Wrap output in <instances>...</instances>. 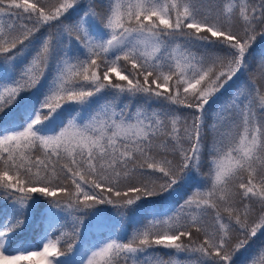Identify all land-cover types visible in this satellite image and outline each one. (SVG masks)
Segmentation results:
<instances>
[{"label": "snow or ice", "instance_id": "6c2138e0", "mask_svg": "<svg viewBox=\"0 0 264 264\" xmlns=\"http://www.w3.org/2000/svg\"><path fill=\"white\" fill-rule=\"evenodd\" d=\"M0 264H264V0H0Z\"/></svg>", "mask_w": 264, "mask_h": 264}]
</instances>
